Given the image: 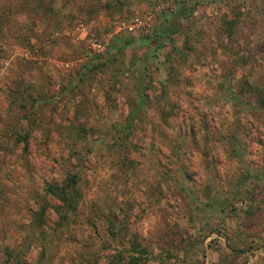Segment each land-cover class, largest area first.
I'll return each instance as SVG.
<instances>
[{"label": "rangeland", "instance_id": "374dc122", "mask_svg": "<svg viewBox=\"0 0 264 264\" xmlns=\"http://www.w3.org/2000/svg\"><path fill=\"white\" fill-rule=\"evenodd\" d=\"M259 220L264 0H0V264H222Z\"/></svg>", "mask_w": 264, "mask_h": 264}, {"label": "crops", "instance_id": "0c3cea01", "mask_svg": "<svg viewBox=\"0 0 264 264\" xmlns=\"http://www.w3.org/2000/svg\"><path fill=\"white\" fill-rule=\"evenodd\" d=\"M211 198L204 197V205L207 204L208 207H205L203 212L211 213L213 211ZM256 200H258V197ZM255 206L254 199H250L247 203V209H254ZM251 209L245 211V217L256 216L255 211H251ZM212 237L217 239L215 240V247L219 250L214 254L219 253L217 257L222 261V264H252L251 260L253 264H264V224L260 220L254 226L241 228V231H234L230 227L225 234ZM234 251H237V254Z\"/></svg>", "mask_w": 264, "mask_h": 264}, {"label": "built area", "instance_id": "2783aa9c", "mask_svg": "<svg viewBox=\"0 0 264 264\" xmlns=\"http://www.w3.org/2000/svg\"><path fill=\"white\" fill-rule=\"evenodd\" d=\"M158 10H163V11H169L170 8L168 5L166 4H160L158 6ZM145 22H143L142 20L139 19H133L131 22L127 23V24H122V28L126 31V32H134V31H141L144 27H145ZM83 32V26L82 25H78L75 28V32H73V39L75 41H80L81 38L80 36L82 35ZM86 51L89 54H93V55H101L104 52V46L98 42L95 41H90L85 45ZM55 67H63V68H67L68 65H61L59 63H55L54 64Z\"/></svg>", "mask_w": 264, "mask_h": 264}, {"label": "trees", "instance_id": "16d2710c", "mask_svg": "<svg viewBox=\"0 0 264 264\" xmlns=\"http://www.w3.org/2000/svg\"><path fill=\"white\" fill-rule=\"evenodd\" d=\"M21 141V140H20ZM75 185H76V178L75 176H70L68 178L67 184L65 187H57L56 185H47L45 189V193L47 195H50L52 197H55L61 202L66 203V207L69 208L70 205L67 203V201L70 199V197H74L75 192Z\"/></svg>", "mask_w": 264, "mask_h": 264}]
</instances>
